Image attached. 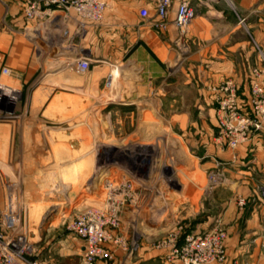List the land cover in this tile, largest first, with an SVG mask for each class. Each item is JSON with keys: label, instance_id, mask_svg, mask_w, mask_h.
I'll use <instances>...</instances> for the list:
<instances>
[{"label": "crops", "instance_id": "crops-1", "mask_svg": "<svg viewBox=\"0 0 264 264\" xmlns=\"http://www.w3.org/2000/svg\"><path fill=\"white\" fill-rule=\"evenodd\" d=\"M104 1L99 21H82L59 8L28 18L24 0H0V87L17 96L0 109V212L17 222L5 235L22 234L38 264H82L84 241L65 225L114 186L126 244L94 264H182L160 242L216 223L217 264H264V125L228 148L215 118L219 85L232 78L246 102L251 69L264 67V0H187L195 13L181 27V0L162 20L158 0ZM160 156L183 173L164 232L135 223L146 186L133 176Z\"/></svg>", "mask_w": 264, "mask_h": 264}, {"label": "built area", "instance_id": "built-area-1", "mask_svg": "<svg viewBox=\"0 0 264 264\" xmlns=\"http://www.w3.org/2000/svg\"><path fill=\"white\" fill-rule=\"evenodd\" d=\"M24 14L28 18L46 16L53 8L64 12L73 10L84 19L99 21L103 11L108 6L104 0H24ZM171 0H158L154 13L160 20L167 16ZM141 16L146 17L147 11L140 9ZM176 27L186 25L194 16V11L187 0H181L175 11ZM262 55V54H261ZM263 57V55H262ZM87 62L78 61V67L86 68ZM9 69L3 68L7 74ZM253 75L250 94L246 102L241 103L236 84L227 77L218 87L217 108L215 118L218 126V138L226 147L235 148L250 139V133L264 125V67L252 68ZM11 89L0 87V109L9 112L16 100ZM214 179V176L211 175ZM109 186V185H108ZM117 187L109 186L107 196L101 204L91 203L76 213L67 224V230L79 236L84 241L82 264H94L98 260L110 259L112 251L110 244L122 247L126 239L118 233L119 217L113 203L112 194ZM14 223L10 210L0 212V264H38L35 260H26L23 254L31 252V244L24 236H6L4 228H11ZM226 233L217 223L215 226L200 233L181 231L170 233L160 245L169 248L167 259H176L182 264H217L223 263L226 256L224 246Z\"/></svg>", "mask_w": 264, "mask_h": 264}, {"label": "rangeland", "instance_id": "rangeland-1", "mask_svg": "<svg viewBox=\"0 0 264 264\" xmlns=\"http://www.w3.org/2000/svg\"><path fill=\"white\" fill-rule=\"evenodd\" d=\"M161 145H163V143ZM167 159L168 157L166 156H160L157 159L156 165L152 168L155 172L150 173L146 170L143 173L142 170L138 173L136 172L133 176L134 184L138 182L146 186L144 197L141 198L138 203V218L135 222H139L146 230H153L156 228L164 232L177 221L171 216V213H173L171 212L173 208V199H175L176 194L173 189L177 188V191H180L178 183H182L183 173L178 169L174 171V169L170 167ZM142 161H144L143 164H145L144 158ZM178 195L180 194L178 193ZM173 210H175V208H173ZM13 221L14 223L11 225V228L17 224L16 220ZM179 231H181L183 235L185 232H189L185 228H181ZM27 255L26 253L23 254L26 260H33L30 258L28 259Z\"/></svg>", "mask_w": 264, "mask_h": 264}]
</instances>
